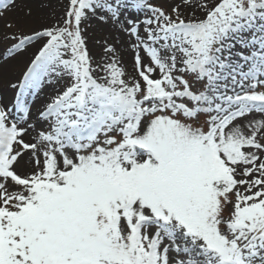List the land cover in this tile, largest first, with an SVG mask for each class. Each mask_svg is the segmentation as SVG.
Masks as SVG:
<instances>
[{
	"label": "snow or ice",
	"instance_id": "6c2138e0",
	"mask_svg": "<svg viewBox=\"0 0 264 264\" xmlns=\"http://www.w3.org/2000/svg\"><path fill=\"white\" fill-rule=\"evenodd\" d=\"M0 40V65L26 57L0 101V264H264V0H67Z\"/></svg>",
	"mask_w": 264,
	"mask_h": 264
},
{
	"label": "rangeland",
	"instance_id": "374dc122",
	"mask_svg": "<svg viewBox=\"0 0 264 264\" xmlns=\"http://www.w3.org/2000/svg\"><path fill=\"white\" fill-rule=\"evenodd\" d=\"M27 1V0H26ZM28 2H30L32 5H30V7H43V6H50L52 7V9L54 8V10H56L60 15L63 12V9L65 7V5L67 4V0H28ZM154 2L156 3H161L162 0H154ZM20 3H23L22 1L18 0V7L15 11L7 14L3 19H0V38H2L4 33H8L11 31H18V30H24V31H29L32 28H40L43 26H47L50 24L47 23H42L40 24V22H29V17L25 16V13L21 6ZM25 9V8H24ZM32 10V9H31ZM58 17V18H59ZM57 18V19H58ZM11 22L13 24V28L12 29H8L5 27L6 23ZM19 25V28L17 27ZM100 28L99 26H97L96 24H93L92 27L88 30V44H89V48L91 50V46H90V41L92 40H98L101 44V42H107L109 43V41H112V43H114L113 38L115 37L117 40H120V38H124L127 41V37H125L122 33H116L114 31H112L110 28H106V27H101L100 29H96ZM121 39V40H122ZM8 41H3L0 40V51H3L4 47L7 46ZM119 44L117 45V47H120V45L122 43L118 42ZM102 52V48L101 51H99L96 55L99 56ZM29 55H31V53H29ZM26 60V57H22L20 60L18 61H13L11 63L8 64H3L0 65V101H8L12 98V90L9 87V82L14 80L20 72V69L23 67V63Z\"/></svg>",
	"mask_w": 264,
	"mask_h": 264
},
{
	"label": "bare ground",
	"instance_id": "6f19581e",
	"mask_svg": "<svg viewBox=\"0 0 264 264\" xmlns=\"http://www.w3.org/2000/svg\"><path fill=\"white\" fill-rule=\"evenodd\" d=\"M23 3H20V6L24 9V8H31L32 9V16L29 17V22L30 23H34V22H40V24H44L47 23L50 24L53 23L58 17L59 14L56 10H54V8L52 9V7L50 6H41V7H30V5H32L30 2H28V0H20ZM101 28V27H100ZM97 28L96 29H100ZM120 38V40H117L115 37L113 38V41L117 47V45L119 44L118 42L122 43L120 45V47H117L122 56H123V60L125 62V64L128 66L129 70L131 69V63H132V59H131V53L128 50V40L126 41V39H122ZM90 46H91V51L94 55H96L99 51H101V44H103V42H100L98 40H92L89 42ZM109 44H112V41H109ZM97 52V53H96Z\"/></svg>",
	"mask_w": 264,
	"mask_h": 264
}]
</instances>
